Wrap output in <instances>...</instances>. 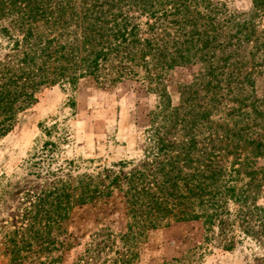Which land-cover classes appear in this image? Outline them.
Returning a JSON list of instances; mask_svg holds the SVG:
<instances>
[{"label":"trees","instance_id":"16d2710c","mask_svg":"<svg viewBox=\"0 0 264 264\" xmlns=\"http://www.w3.org/2000/svg\"><path fill=\"white\" fill-rule=\"evenodd\" d=\"M253 3L254 14L264 8V0ZM253 19L212 0H0V139L43 87L60 82L140 80L161 99L140 159L96 175L51 179L56 172L46 171L40 190L22 195L19 225L2 236L10 264H54L72 207L116 191L128 252L146 231L172 223L200 220L215 238L238 220L246 235L264 229V96L253 80L264 74V30ZM189 66L197 69L178 85L173 106L165 77ZM10 189L0 187V206ZM112 235L94 233L93 248Z\"/></svg>","mask_w":264,"mask_h":264},{"label":"rangeland","instance_id":"374dc122","mask_svg":"<svg viewBox=\"0 0 264 264\" xmlns=\"http://www.w3.org/2000/svg\"><path fill=\"white\" fill-rule=\"evenodd\" d=\"M212 1L224 3L229 13L253 14L258 31L264 30V8L254 14L253 0ZM196 69H176L165 77L173 106L181 100L178 85ZM253 80L256 95L264 96V74H254ZM144 84L140 80L113 84L89 77L75 85L60 82L43 87L36 101L16 115L12 129L0 139V187L11 185L8 202L0 206V264H10L2 236L13 229L11 224L19 225L18 208L24 202L18 201L28 190H40L48 179L46 171L56 172L51 179L96 175L119 161L142 157L145 129L161 101L159 91ZM122 197L116 191L96 203L75 204L64 222L69 235H59L65 236L64 246L52 253L60 256L54 264H264V229L258 228L256 237L246 235L239 220L223 238L207 235L200 220L172 223L146 231L128 252L119 237L128 222ZM257 203L264 207V187ZM250 222L257 224L255 219ZM105 230L113 235L108 241L99 237L95 242L100 249H94L93 234ZM231 237L233 248L225 249Z\"/></svg>","mask_w":264,"mask_h":264}]
</instances>
